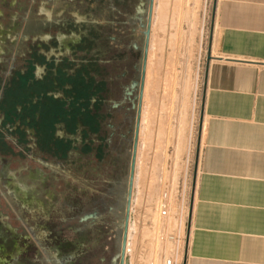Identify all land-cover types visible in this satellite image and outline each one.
Returning <instances> with one entry per match:
<instances>
[{
	"label": "rangeland",
	"instance_id": "374dc122",
	"mask_svg": "<svg viewBox=\"0 0 264 264\" xmlns=\"http://www.w3.org/2000/svg\"><path fill=\"white\" fill-rule=\"evenodd\" d=\"M217 7L218 0H154L125 248L130 264H185ZM148 9L149 0H0V55L8 43L17 53L29 36L55 32L51 54L67 55L65 68L79 71L67 94L54 93L70 99L69 118L47 117L29 106L37 93L9 87L10 110L17 105L39 117L42 141L53 125L70 142H41L45 151L36 155H21L23 144H13L15 155L0 153V264H119L140 90L133 84L140 83ZM86 69L97 75L92 89L106 81L101 92L82 88ZM81 109L92 115L75 114ZM59 148L61 156L52 153ZM92 213L97 217L80 222Z\"/></svg>",
	"mask_w": 264,
	"mask_h": 264
},
{
	"label": "crops",
	"instance_id": "0c3cea01",
	"mask_svg": "<svg viewBox=\"0 0 264 264\" xmlns=\"http://www.w3.org/2000/svg\"><path fill=\"white\" fill-rule=\"evenodd\" d=\"M185 264H264V0H218Z\"/></svg>",
	"mask_w": 264,
	"mask_h": 264
},
{
	"label": "flooded vegetation",
	"instance_id": "af4514ba",
	"mask_svg": "<svg viewBox=\"0 0 264 264\" xmlns=\"http://www.w3.org/2000/svg\"><path fill=\"white\" fill-rule=\"evenodd\" d=\"M57 23L51 24L52 26L50 27L54 28ZM47 24V26L50 25V23ZM39 35H37V37L31 35L28 39L23 40L17 53H10L12 45L11 43H8L9 48L6 47L5 53L0 55L3 59L2 62L0 61V67L4 68L0 74V153L3 154V156L16 154V148H14L13 144L15 146L23 144L26 147H24L25 152L20 151L22 152L21 155L23 154L24 156H28L27 151L29 154L34 153V155H36L34 152L36 149L37 151L40 150L41 153L45 151L43 144L41 143V137L38 136L39 133L42 134V123H38L39 127H37L36 123L40 120L39 117H26V112H20L17 109V105L14 108L15 112L10 110V94L13 91L9 87H11L12 84H17L16 87H20L21 89L25 88L23 92H26L27 90L28 92H32V94L37 93V95L35 94V97L32 99V102L30 103L31 105H29L30 108H40L39 110L42 111L45 106L46 98L51 97L53 100H56L61 104L65 103V108L69 107L66 105L69 103L71 104L70 99L66 100V97L64 96L56 97L54 93H56V91H60V89L64 94L68 93L70 89V82L72 81L75 83L76 81L75 76L79 73L78 68L76 70H73L70 67L65 68L64 65L69 59L67 55L60 57L59 55L57 56L51 54V50L54 49V43L57 41L55 32L53 35H50L51 37L47 38H45L42 33ZM88 66L89 65H86L85 67ZM40 70H43L41 77L39 75ZM86 73L87 77L86 75H83V81L81 84L82 88L85 89L84 91H87L88 93V88H90L92 90V94H94V91L96 92L100 90L101 92L102 84L105 80L101 79L100 82L96 80L95 85L97 86V89L94 90L92 89V80L97 78V75L93 74V72L88 69H86ZM63 77L67 80H62ZM63 81L66 82L64 83ZM62 84L64 85L62 86ZM111 86V90L113 91L115 84L113 83ZM116 86L118 85L116 84ZM42 87L44 88L43 90L41 89ZM48 90H52L51 92L53 94ZM42 92L44 94L39 96L38 93L42 94ZM123 94L124 96L127 95L126 88ZM35 119H37V121ZM84 121L86 120L84 119ZM60 122L62 121L57 122V126ZM55 137L56 142L65 144L70 142V140L66 137L59 136L57 134V130ZM12 138L15 140H12ZM32 144H35V147H32ZM70 144L72 145V143ZM52 153H56L61 156L62 149L59 148V151H53Z\"/></svg>",
	"mask_w": 264,
	"mask_h": 264
},
{
	"label": "water",
	"instance_id": "95a60500",
	"mask_svg": "<svg viewBox=\"0 0 264 264\" xmlns=\"http://www.w3.org/2000/svg\"><path fill=\"white\" fill-rule=\"evenodd\" d=\"M154 0H149V9H148V19L147 25L145 27V31L143 35L145 36V44H144V52L142 58V66H141V76H140V83L135 82L133 87L138 86L140 87L139 95H138V103L137 106L134 105L136 108V124H135V131H134V138H133V148H132V157H131V164H130V175H129V183H128V191H127V201H126V210H125V218L124 223L122 225L123 234H122V243H121V252L115 258L114 262L117 261L118 257L120 259L119 264H125V248L128 239V231H129V212H130V202L133 190V181L135 175V167H136V157L138 151V140H139V133H140V118L142 112V100H143V92H144V84L146 79V67H147V60H148V46H149V38L151 32V16H152V9H153ZM97 217V213H92L89 215L84 216L81 221L85 222L89 219H93ZM128 264V261L126 262Z\"/></svg>",
	"mask_w": 264,
	"mask_h": 264
},
{
	"label": "trees",
	"instance_id": "16d2710c",
	"mask_svg": "<svg viewBox=\"0 0 264 264\" xmlns=\"http://www.w3.org/2000/svg\"><path fill=\"white\" fill-rule=\"evenodd\" d=\"M65 103L61 104L60 102L53 100V98H46V102H45V106L42 110L43 113H46L47 117H55V116H59L58 113H61V117L64 116V118H69L71 116L70 114V109H65L64 106ZM74 114V112L72 111V115ZM75 114H77L78 116L82 115H92V110H76ZM95 118V117H93ZM45 128V126H44ZM56 137H55V132H54V126L50 125L48 128L46 127V129L44 130L43 133V144L45 147H49L52 143L56 142ZM64 152H67L68 150H70V146H65L63 148ZM63 152V151H62ZM91 221V220H90ZM81 223H83L80 220ZM86 222V221H85Z\"/></svg>",
	"mask_w": 264,
	"mask_h": 264
},
{
	"label": "bare ground",
	"instance_id": "6f19581e",
	"mask_svg": "<svg viewBox=\"0 0 264 264\" xmlns=\"http://www.w3.org/2000/svg\"><path fill=\"white\" fill-rule=\"evenodd\" d=\"M143 95H144V92H143ZM135 176V175H134ZM133 187H134V181H133ZM132 193H133V190H132ZM131 200H132V196H131ZM130 207H131V202H130ZM129 221H130V212H129ZM127 244V243H126ZM125 258V264H126V262L128 261V264H130V257H129V255L128 256H124Z\"/></svg>",
	"mask_w": 264,
	"mask_h": 264
}]
</instances>
